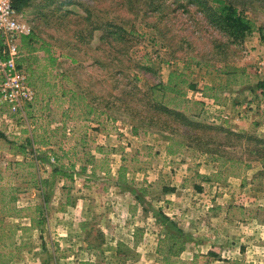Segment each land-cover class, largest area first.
<instances>
[{"label": "rangeland", "instance_id": "374dc122", "mask_svg": "<svg viewBox=\"0 0 264 264\" xmlns=\"http://www.w3.org/2000/svg\"><path fill=\"white\" fill-rule=\"evenodd\" d=\"M229 1L264 30V0ZM201 9L194 0H30L20 11L50 44L58 58L52 81L68 93L65 100L52 97L45 109L33 87L39 101L18 112L0 110V186L11 208L32 207L42 219L35 224L36 215L0 211V248L14 254L12 264H73L89 250L98 264L108 263L112 254L101 244L122 237L115 230L125 225L122 210L133 198L153 212L156 222H146L157 237L165 227L176 230L174 223L187 242L198 244L179 258L186 264L196 256L199 264H264V142L254 139L264 141V88L258 85L264 45L250 35L233 43ZM235 68L244 69L248 82L218 89L213 103L201 96L205 83L226 82L221 70ZM172 70L187 75V97L203 102L180 110L184 116L163 111L152 96L151 88ZM70 91L85 96L98 120L68 110ZM173 140L184 145L168 154ZM63 151L68 157L58 159ZM69 157L73 178L61 167ZM228 159L249 166L234 170ZM122 163L131 183L119 181ZM78 187L79 197L92 202L83 217L73 211ZM109 191L120 194L122 210L107 204ZM157 253L158 264H184L166 250L157 247Z\"/></svg>", "mask_w": 264, "mask_h": 264}, {"label": "trees", "instance_id": "16d2710c", "mask_svg": "<svg viewBox=\"0 0 264 264\" xmlns=\"http://www.w3.org/2000/svg\"><path fill=\"white\" fill-rule=\"evenodd\" d=\"M14 6L18 11H22L24 6L27 5L30 0H13ZM201 6V10L204 11V14L207 17L208 22L213 26L222 31L225 35H227L233 43L242 42L248 35H250L254 31H260L261 35L264 36V30L262 27L258 26L257 23L249 18L244 11L239 9L238 5L232 3L229 0H194ZM211 1V3H209ZM262 36V38H263ZM264 39V38H263ZM18 54L16 56L17 64L19 68L25 71L27 74L29 83L42 92V99L45 104L44 108L48 109L49 101L54 96H58L59 99L65 100V96L68 91L57 88V85L52 81L53 75L52 70L57 65L58 58L53 52L50 44L43 39H41L34 31H31L29 34H23L20 37V44L17 46ZM223 74L226 76V82L219 81L218 83L214 82V85L210 83H205L202 87V94L207 97H212L216 100L219 99L220 95L218 93V89H224L231 84L234 85H243L248 82V78H246V73L244 69L242 71L238 69L221 70ZM187 75L183 72H179L178 70H172L168 74V79L166 82L159 83L151 88L153 99L155 103L165 112L182 115L180 110L190 108L191 103L197 104L199 107L203 105V102L192 100L190 97H187V92L185 90L184 85L188 83ZM258 85L264 88V82L260 81ZM191 86H196L195 84H191ZM70 96L68 99V110L73 111L79 108L80 112H83V116L85 120H90L92 118V114H94L93 120H98L99 115L96 109L87 101L84 95L77 93L75 91H70ZM60 94V95H59ZM39 95L36 93L34 96V100L32 102L39 101ZM65 111L64 115L68 116V112ZM183 112V111H182ZM134 133H138V127L134 126ZM243 133L236 134V136L241 137ZM258 141V143L264 142L263 139H258L254 137ZM34 144L37 142L35 139L27 138V144ZM40 143L42 145H46L48 142L46 140H41ZM178 145V146H177ZM183 143H178L176 141H172L168 147V154H172L178 149L182 147ZM177 146V147H174ZM23 152H25L22 149ZM101 151V148L99 149ZM67 151H63L62 156L58 157V159L63 157H68ZM70 164L68 166L62 165L63 168H68L71 173L65 172L66 176L73 178L74 169L76 164L72 161L71 157H69ZM95 158L91 157L89 160L93 162ZM221 157L215 158L212 157V160H221ZM231 162L234 170H240V166L244 164V168H247L248 163H244L242 160L236 159H228ZM225 165V162L220 163V166ZM85 169V167H83ZM126 167H120L119 169V181L122 183H126ZM222 173L219 171L215 175V179H221ZM207 180L209 177H206ZM9 195L5 193V188L0 186V202L1 209L0 211L4 215H9L8 210L13 209V213L9 216L15 217H32L36 215L38 219L35 224H39L41 222V213H37L34 211L32 207H10L11 201L9 200ZM164 217V227L166 226L165 220H168L167 216L162 215ZM3 219H0V229L2 228L1 223ZM174 228L176 230L166 229L165 227V235L162 239H160V243L158 245V251L163 252L166 250V255L169 257L177 258L178 260L175 263L180 262L186 264L184 261L179 260L180 254L183 252L186 246L187 238L185 232L178 228L176 224H174ZM16 250L19 249L17 246ZM203 258V256H202ZM14 260L13 253H6L0 248V264H12ZM86 264V263H82ZM192 264H199L198 257L196 256L195 261ZM201 264H210V261H204ZM231 264H239L237 261Z\"/></svg>", "mask_w": 264, "mask_h": 264}, {"label": "crops", "instance_id": "0c3cea01", "mask_svg": "<svg viewBox=\"0 0 264 264\" xmlns=\"http://www.w3.org/2000/svg\"><path fill=\"white\" fill-rule=\"evenodd\" d=\"M249 38H252V39L256 38L260 42V44L264 45V41L262 40V37L256 31L252 32ZM240 126H242V124ZM128 166L129 165H127L126 163H122V167H128ZM116 180L118 182V178H116ZM131 180L132 179L129 176V174L128 176L126 175V182L131 183ZM126 186L127 185H125V187ZM104 193L107 195V200H113L109 202L107 201V204L110 205L111 203H114L115 204L114 207L116 208L115 210H119V211L122 210L119 208V201L117 200L120 194H117L114 191H111V192L109 191V192H104ZM79 194L80 192H79V187H78L76 188V199H75V206L73 208V211L76 212L78 216H81L83 215L85 209H86L85 212H87L88 208L92 206V202L90 198H87L84 196L79 197ZM131 198H133V196H131ZM86 199H89L88 203H86L85 201ZM130 203H132L133 205L130 204L126 210H122L123 212L122 216L125 215V212H126V215L128 218V219L126 218L127 220L124 221L125 225H122V228L115 230L116 232L118 231L122 232V237L115 236L114 239H112L111 237H106V239H104L106 241H104L101 244V246L107 247V248H103L105 249L106 253L112 254L110 257L112 260L108 261V263L106 264H153L154 261H155V264H158V261H162L161 256L157 253V247H158L160 238L157 237L158 233H154L151 231L152 226L148 225L149 222L148 221L146 222V219L147 220L151 219L155 223L156 217L154 216L152 211L149 212L148 210H145V208L141 206L142 203L140 204L139 201L136 200L135 198H133ZM85 205L86 207H84ZM116 215L117 214H115V216ZM110 216L114 217L113 215H110ZM115 228L117 229V227ZM149 232L152 233L150 236L148 235L150 234ZM147 235L149 237L153 236L154 239L151 240L149 237H147ZM197 246H198L197 243H194L193 245L192 242L190 241L187 242L185 249L180 254L179 258L185 259L187 255H189L188 254L189 251L191 252L192 247L196 248ZM89 251L86 252L85 258L79 257V255H77L76 262H74L73 264H82V263L98 264L97 260H95L91 254L93 252L92 251L89 252ZM191 255L194 257V253Z\"/></svg>", "mask_w": 264, "mask_h": 264}, {"label": "built area", "instance_id": "2783aa9c", "mask_svg": "<svg viewBox=\"0 0 264 264\" xmlns=\"http://www.w3.org/2000/svg\"><path fill=\"white\" fill-rule=\"evenodd\" d=\"M30 32V27L14 6V1L0 0V110L7 106L10 111L18 112L34 100V88L16 60L17 40ZM201 96L206 100L212 98L203 94Z\"/></svg>", "mask_w": 264, "mask_h": 264}]
</instances>
